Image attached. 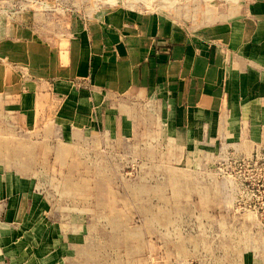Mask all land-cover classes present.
I'll use <instances>...</instances> for the list:
<instances>
[{
	"label": "rangeland",
	"instance_id": "1",
	"mask_svg": "<svg viewBox=\"0 0 264 264\" xmlns=\"http://www.w3.org/2000/svg\"><path fill=\"white\" fill-rule=\"evenodd\" d=\"M255 1L0 0V39L10 40L19 26L40 34L67 30L69 18L113 10L133 19L169 17L197 30L239 16V6ZM139 133L114 140L75 132L57 139L55 153L38 156L17 154L22 141L11 133L13 139H0V264L264 258V168L248 167L253 153L183 155L157 125L150 133L141 125ZM18 165L24 169L1 170ZM15 181L23 185H2ZM251 182L263 185L260 200L243 186Z\"/></svg>",
	"mask_w": 264,
	"mask_h": 264
},
{
	"label": "crops",
	"instance_id": "2",
	"mask_svg": "<svg viewBox=\"0 0 264 264\" xmlns=\"http://www.w3.org/2000/svg\"><path fill=\"white\" fill-rule=\"evenodd\" d=\"M238 8L197 30L123 10L48 34L19 26L0 39V139L38 156L75 132L130 140L157 125L183 155L264 153V0Z\"/></svg>",
	"mask_w": 264,
	"mask_h": 264
},
{
	"label": "built area",
	"instance_id": "3",
	"mask_svg": "<svg viewBox=\"0 0 264 264\" xmlns=\"http://www.w3.org/2000/svg\"><path fill=\"white\" fill-rule=\"evenodd\" d=\"M250 163L248 164L249 168H254L256 166H261L262 168H264V153L260 152V151H255L250 158H248ZM243 186H247L248 188H250V191L252 193V196L254 198V200H260V195H261V187L263 185L258 184H254V183H249V184H243Z\"/></svg>",
	"mask_w": 264,
	"mask_h": 264
}]
</instances>
